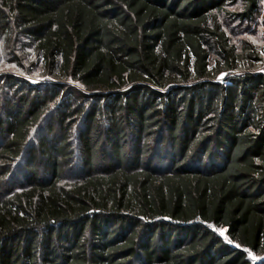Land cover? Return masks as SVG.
<instances>
[{"label":"trees","instance_id":"16d2710c","mask_svg":"<svg viewBox=\"0 0 264 264\" xmlns=\"http://www.w3.org/2000/svg\"><path fill=\"white\" fill-rule=\"evenodd\" d=\"M261 1L0 0V264H264Z\"/></svg>","mask_w":264,"mask_h":264},{"label":"rangeland","instance_id":"374dc122","mask_svg":"<svg viewBox=\"0 0 264 264\" xmlns=\"http://www.w3.org/2000/svg\"><path fill=\"white\" fill-rule=\"evenodd\" d=\"M240 8V3L230 4L227 7L230 11H238ZM222 20L228 35L231 37L232 43L238 48L244 47L246 43L253 44L258 53L261 55L262 60L255 62L253 65H250L247 61L242 62L237 70L223 71L217 78L220 81H225L230 75L237 74L248 69L264 71V0L261 1L260 9L252 21H240L239 19L233 17H222ZM19 48L20 52L21 47L19 46ZM25 52L28 54L25 65L21 66L15 61H12V58L8 54L5 46V39L0 36V79L6 75H15L27 79L33 84L48 83L55 80L44 72L42 63L35 59V53L31 47L28 46ZM212 66H214V60L212 61ZM68 83L75 87L83 88L79 82L72 79L68 80ZM163 168L170 169V162H165ZM226 231L227 228H221L219 230L220 234L224 238L228 239ZM248 257L253 263H260L264 261V254L257 255L249 252Z\"/></svg>","mask_w":264,"mask_h":264}]
</instances>
